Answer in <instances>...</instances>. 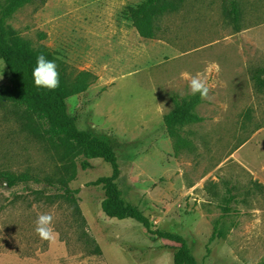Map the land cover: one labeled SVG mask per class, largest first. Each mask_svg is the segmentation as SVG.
I'll return each mask as SVG.
<instances>
[{"label":"rangeland","instance_id":"374dc122","mask_svg":"<svg viewBox=\"0 0 264 264\" xmlns=\"http://www.w3.org/2000/svg\"><path fill=\"white\" fill-rule=\"evenodd\" d=\"M143 1L45 0L4 17L0 0V35L44 49L70 84L88 74L67 114L112 147L121 198L151 230L181 237L196 264H264V88L252 81L264 70V0H162L151 40L124 15ZM197 74L206 99L190 94ZM10 87L0 60V172L33 177L0 181V264H183L177 243L103 214L95 182L110 166L49 139ZM188 100L200 121L169 134L166 114ZM42 213L54 241L35 231Z\"/></svg>","mask_w":264,"mask_h":264},{"label":"trees","instance_id":"16d2710c","mask_svg":"<svg viewBox=\"0 0 264 264\" xmlns=\"http://www.w3.org/2000/svg\"><path fill=\"white\" fill-rule=\"evenodd\" d=\"M7 8L4 17H8L16 9L24 5L39 2L43 5L45 0H5ZM162 0H144L134 8H128L124 14L128 20H132L138 35L143 39H155V20L162 15L165 6L159 5ZM43 53L45 57L52 60L40 48L32 50L25 42L15 39L13 43L7 42L0 35V60L10 75V90L8 100L16 107L23 108L33 114L38 120L47 125L46 134L53 141H65L75 143L84 150L89 157L101 158L110 166V174L99 178L95 184L100 185L104 199L101 202L103 214L117 221L131 219L140 224L149 234L160 237L179 245V253L183 264H196L190 255L185 241L169 233L153 231L147 218L135 207L126 203L121 198V191L117 186L120 176L116 155L112 147L100 138L91 136L80 131L73 120L67 114L66 99L72 95L84 93L89 84L85 82L88 74L79 72L70 84L67 81L64 68L57 69L59 72L60 85L55 90L38 88L34 85L32 70L36 64V57ZM254 86L258 89L264 88V70L254 73L252 76ZM176 104L172 111L166 114L164 121L169 134L175 133L177 126L193 124L200 119L193 113L197 100H188ZM85 168V164L82 166ZM24 173L0 172V181L6 187L13 188L17 184L25 183L32 179Z\"/></svg>","mask_w":264,"mask_h":264},{"label":"clouds","instance_id":"9594fccd","mask_svg":"<svg viewBox=\"0 0 264 264\" xmlns=\"http://www.w3.org/2000/svg\"><path fill=\"white\" fill-rule=\"evenodd\" d=\"M32 77L34 85L38 88L55 90L60 85L56 62L47 59L43 53L36 57V64L32 70ZM188 79L190 94L195 96L199 93L202 99H206L210 90L207 79L200 74L193 75ZM6 195L10 197L11 193L8 192ZM53 221L54 215L52 213H42L38 215L35 231L40 239L46 241H54L57 239L58 233L55 232Z\"/></svg>","mask_w":264,"mask_h":264}]
</instances>
